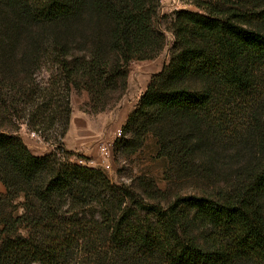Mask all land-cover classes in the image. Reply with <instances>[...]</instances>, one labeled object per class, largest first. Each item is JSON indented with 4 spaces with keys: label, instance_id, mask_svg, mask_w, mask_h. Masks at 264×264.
<instances>
[{
    "label": "trees",
    "instance_id": "trees-1",
    "mask_svg": "<svg viewBox=\"0 0 264 264\" xmlns=\"http://www.w3.org/2000/svg\"><path fill=\"white\" fill-rule=\"evenodd\" d=\"M187 1L198 11L174 13L169 61L116 143L129 155L156 138L168 188L148 178L112 184L101 169L35 155L0 129V264H74L79 250L112 264H264V0H249L253 9ZM160 8L161 0H0L5 118L11 105H37L33 69L55 61L66 90L53 95L60 145L73 89L105 107L127 89L131 62L164 50ZM181 177L210 182L183 195L170 181ZM194 225L207 231L203 242Z\"/></svg>",
    "mask_w": 264,
    "mask_h": 264
},
{
    "label": "rangeland",
    "instance_id": "rangeland-1",
    "mask_svg": "<svg viewBox=\"0 0 264 264\" xmlns=\"http://www.w3.org/2000/svg\"><path fill=\"white\" fill-rule=\"evenodd\" d=\"M213 1V0H212ZM218 2L233 3L235 6L253 9L254 5L249 0H214ZM247 1V2H246ZM258 2L257 0H253ZM198 11V8L187 0H161L160 15H166L160 21L159 28L163 30L166 38V46L161 54L152 60L133 61L130 63L128 71V87L124 93H116L110 96L109 103L103 107L91 102L89 93L86 90L73 89L70 94L71 116L65 135L61 139L60 145L57 143L62 130V115L55 102L54 96L66 93L64 81L58 69L57 63L47 58H43L41 66L33 69V89L37 90V105H11L10 114L5 118L4 112L0 108V129L2 131L19 135L25 144L35 155H45L52 152H60L66 157V163L73 155L88 160H93L95 166L104 171L112 184L126 185L137 184L138 180L148 178L153 180L155 187L159 190H166L169 181L166 172L169 167L168 159L159 156V146L157 139L149 135L144 146L133 154H124L116 143L120 138L116 137L118 130H123L122 126L132 106L141 97L144 91L145 69L149 64L164 65L169 61L170 49L173 45L174 36L170 31V25L174 18V13L180 10ZM83 54V50L77 51L75 57ZM54 95V96H53ZM64 95V94H63ZM140 96V97H139ZM52 98L51 105L48 107L47 100ZM134 103V104H133ZM22 110V117L17 116V110ZM79 126L84 135H90L92 141L87 144L94 149L96 155L92 157L75 153L67 147L77 142V135L73 134L72 128ZM84 127V128H82ZM111 140V141H107ZM106 144L111 150L110 167L106 168L98 165L96 160H101L100 146ZM183 178V179H182ZM175 193L183 195L194 194L209 185L204 178L194 179L193 177L170 180ZM0 192H5L4 184L0 181ZM3 189V190H1ZM97 207V206H96ZM87 206L86 210L89 211ZM95 210V207H93ZM193 231L197 240L203 242L207 231L198 225L193 226ZM74 264H112L108 258L104 257L95 260L83 250L76 254Z\"/></svg>",
    "mask_w": 264,
    "mask_h": 264
},
{
    "label": "crops",
    "instance_id": "crops-1",
    "mask_svg": "<svg viewBox=\"0 0 264 264\" xmlns=\"http://www.w3.org/2000/svg\"><path fill=\"white\" fill-rule=\"evenodd\" d=\"M152 61H154V60H152ZM162 68H163V65L159 66L157 62H155L154 64H149L147 66V68L145 69L146 77H144V83H145L144 84V91L146 90V88H147V86L151 80L152 75L160 72L162 70ZM143 92H142V94H143ZM136 106H137V102L132 106V109L128 113V115L136 108ZM127 118H128V116L126 117L125 122H126ZM125 122L123 123V125L125 124ZM82 128H84V127H82ZM72 130H73V134L77 135V137H76L77 142L70 147L68 146L67 148L69 150L74 151L75 153L83 154V155L88 156V157H92V156L96 155V153L94 152V149L87 145L92 141V138L90 137V135H84L79 126H74L72 128ZM107 141H111V140H107ZM100 161H101L100 159L96 160L98 165H100ZM3 189L5 190V186H3ZM3 189H1V190H3Z\"/></svg>",
    "mask_w": 264,
    "mask_h": 264
},
{
    "label": "built area",
    "instance_id": "built-area-1",
    "mask_svg": "<svg viewBox=\"0 0 264 264\" xmlns=\"http://www.w3.org/2000/svg\"><path fill=\"white\" fill-rule=\"evenodd\" d=\"M123 135L122 130H118L116 137L120 138ZM100 154H101V161H100V165H102L103 167L109 168L110 167V158H111V150L109 149V146L106 144H102L100 146ZM57 157L61 160V161H66V157L64 155H62V153L60 152H55ZM69 160L74 161L78 164L81 165H85V166H89V167H93L95 166V162L93 160H88V159H83L80 157H76V156H72L71 158H69Z\"/></svg>",
    "mask_w": 264,
    "mask_h": 264
}]
</instances>
